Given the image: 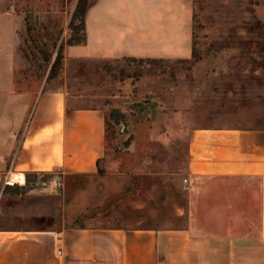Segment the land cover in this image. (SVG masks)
I'll list each match as a JSON object with an SVG mask.
<instances>
[{
    "label": "crops",
    "instance_id": "crops-1",
    "mask_svg": "<svg viewBox=\"0 0 264 264\" xmlns=\"http://www.w3.org/2000/svg\"><path fill=\"white\" fill-rule=\"evenodd\" d=\"M17 17L7 6L8 35ZM191 26L190 0H89L86 41L67 44L66 58L187 56ZM9 73L0 90V200L11 185L55 195L66 173H121L132 187L80 225L64 216L52 225H0V264H264V126L192 127L183 172L163 177L153 155L157 128L139 123L116 171L106 159L104 107L76 104L65 84L18 90L12 66ZM39 173L51 180L33 182ZM171 183L183 199L163 213Z\"/></svg>",
    "mask_w": 264,
    "mask_h": 264
},
{
    "label": "rangeland",
    "instance_id": "rangeland-1",
    "mask_svg": "<svg viewBox=\"0 0 264 264\" xmlns=\"http://www.w3.org/2000/svg\"><path fill=\"white\" fill-rule=\"evenodd\" d=\"M77 1L0 0V90L10 80L12 66L18 90L65 84L76 104L104 107L106 159L113 170H121L123 149L139 123L143 128H157L153 155H157V172L163 177L183 172L186 138L192 127L264 126V0H190V54L157 59L66 58ZM7 6L18 14L14 35L7 32ZM113 110L120 112L118 122L112 119ZM147 144L151 141H142V148ZM51 176L39 173L31 178L41 185ZM119 177L121 173L89 177L66 173L55 195L41 194L45 191L36 187L6 186L8 194L0 200V225H52L63 216L67 223L80 212H84L80 221L87 222L97 211L86 207L102 201L103 193L114 194L115 184L107 187V181ZM167 186L172 198L163 213L173 211L174 200L182 201L184 193L173 183ZM11 209L49 214L21 220L10 214ZM115 218L101 222L115 223Z\"/></svg>",
    "mask_w": 264,
    "mask_h": 264
},
{
    "label": "trees",
    "instance_id": "trees-1",
    "mask_svg": "<svg viewBox=\"0 0 264 264\" xmlns=\"http://www.w3.org/2000/svg\"><path fill=\"white\" fill-rule=\"evenodd\" d=\"M88 3H89V0H78L77 1L76 8L74 9V12L72 14V20L70 22L71 34L67 40L68 44H71V45L72 44H82V43H85V41H86L85 15H86V11L88 8ZM111 114H112V119L115 118L114 120H116V122H118L117 116H121L120 112L117 110H113V112ZM107 129H108V127H107ZM106 138H107V134H106ZM87 176L89 177V176H94V175H87ZM135 178L136 177L133 176L131 179H135ZM112 184H115V188H116L115 193L112 195L109 192H107L105 194L103 193L104 198L102 199V201L99 202L100 204L97 202H96V204H89V206L86 207V210L93 206V208L96 209L95 212L96 211L100 212V211L104 210V208L109 205L108 203L114 201L115 199L121 198L122 194L129 191L130 188L132 187V183H129L128 181L122 179L121 177H119V180L114 179L111 183H110V181H107V187L111 186ZM103 187H105V185H103ZM68 192H70V191H68ZM69 197L70 196L67 193L66 202H68V203L70 202ZM105 204H106V206H105ZM67 215H69V214H67ZM83 216H84V212H80L79 214H76L75 216L71 215V217H74V219L70 222H67L66 224L67 225H80L82 223L80 220L82 219ZM67 218H68V216L66 217V220H69Z\"/></svg>",
    "mask_w": 264,
    "mask_h": 264
},
{
    "label": "bare ground",
    "instance_id": "bare-ground-1",
    "mask_svg": "<svg viewBox=\"0 0 264 264\" xmlns=\"http://www.w3.org/2000/svg\"><path fill=\"white\" fill-rule=\"evenodd\" d=\"M16 177H20L21 180L23 179V178H22V174H17V175L13 174L12 177H11V181L14 182L15 179H16Z\"/></svg>",
    "mask_w": 264,
    "mask_h": 264
},
{
    "label": "built area",
    "instance_id": "built-area-1",
    "mask_svg": "<svg viewBox=\"0 0 264 264\" xmlns=\"http://www.w3.org/2000/svg\"><path fill=\"white\" fill-rule=\"evenodd\" d=\"M184 180H187V178H184Z\"/></svg>",
    "mask_w": 264,
    "mask_h": 264
}]
</instances>
